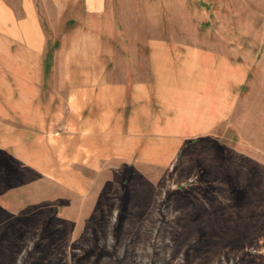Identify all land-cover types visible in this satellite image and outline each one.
I'll return each instance as SVG.
<instances>
[{"label":"crops","instance_id":"0c3cea01","mask_svg":"<svg viewBox=\"0 0 264 264\" xmlns=\"http://www.w3.org/2000/svg\"><path fill=\"white\" fill-rule=\"evenodd\" d=\"M248 72L130 0H0L4 168L85 197L104 171L170 165L235 128Z\"/></svg>","mask_w":264,"mask_h":264},{"label":"rangeland","instance_id":"374dc122","mask_svg":"<svg viewBox=\"0 0 264 264\" xmlns=\"http://www.w3.org/2000/svg\"><path fill=\"white\" fill-rule=\"evenodd\" d=\"M130 2L239 49V120L170 165L104 171L85 197L0 153V264H264V0Z\"/></svg>","mask_w":264,"mask_h":264}]
</instances>
